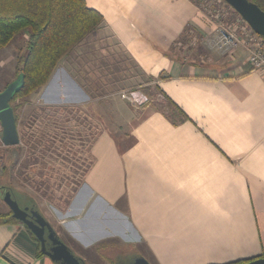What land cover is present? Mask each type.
<instances>
[{
	"label": "crops",
	"instance_id": "crops-1",
	"mask_svg": "<svg viewBox=\"0 0 264 264\" xmlns=\"http://www.w3.org/2000/svg\"><path fill=\"white\" fill-rule=\"evenodd\" d=\"M85 3L170 106L129 110L118 136L97 135L85 199L114 207L150 264L264 257V76L248 45L201 71L172 55L188 25L209 28L193 0ZM38 247L22 223L0 224V264H54Z\"/></svg>",
	"mask_w": 264,
	"mask_h": 264
},
{
	"label": "rangeland",
	"instance_id": "rangeland-1",
	"mask_svg": "<svg viewBox=\"0 0 264 264\" xmlns=\"http://www.w3.org/2000/svg\"><path fill=\"white\" fill-rule=\"evenodd\" d=\"M193 1L209 28H185L172 47L179 61L203 63L201 71L213 68L210 60L230 52L216 43L219 28L252 48L250 27L232 7L223 0ZM25 43L22 33L0 49V90L16 77V57L25 52ZM131 91L140 102L121 98ZM21 101L17 130L22 142L4 146L0 140V191L8 188L19 200L31 198L86 264H128L135 256L144 257L139 237L114 207L85 199L83 178L92 162L93 140L103 130L118 136L127 111H170L149 78L101 27L64 55L48 82ZM1 133L0 127V138ZM8 209L1 194L0 211Z\"/></svg>",
	"mask_w": 264,
	"mask_h": 264
},
{
	"label": "trees",
	"instance_id": "trees-1",
	"mask_svg": "<svg viewBox=\"0 0 264 264\" xmlns=\"http://www.w3.org/2000/svg\"><path fill=\"white\" fill-rule=\"evenodd\" d=\"M250 1L264 11V0ZM102 20L101 14L87 7L85 0H0V49L17 35H26L25 52L16 57L15 74L23 72L24 84L10 100L17 126V108L23 103L20 100L45 85L58 61L87 35L99 29ZM21 142L22 136H19V143ZM6 191L11 193L20 207L36 209L31 198L22 195V200H19L10 189L7 188ZM1 223L21 222L8 209L7 212L0 211ZM23 226L30 237L38 242V253H41L40 241L24 224ZM102 246L105 245L102 244L97 249ZM244 261L229 264H241Z\"/></svg>",
	"mask_w": 264,
	"mask_h": 264
},
{
	"label": "water",
	"instance_id": "water-1",
	"mask_svg": "<svg viewBox=\"0 0 264 264\" xmlns=\"http://www.w3.org/2000/svg\"><path fill=\"white\" fill-rule=\"evenodd\" d=\"M248 24L254 33L264 40V11L250 0H223ZM24 84V74L20 71L6 87L0 90V126L2 129L1 143L4 146H15L19 143V134L13 108L10 100ZM1 195V192H0ZM2 200L12 212V216L23 223L30 232L42 243L44 229L47 230V239L52 243L49 252H45L55 262L61 260L60 264H86L77 258L68 246L56 235L55 230L49 222L37 210H32L34 220L26 217L27 208L21 209L9 191H4ZM128 264H150L143 256H135ZM241 264H264V257L248 260Z\"/></svg>",
	"mask_w": 264,
	"mask_h": 264
},
{
	"label": "built area",
	"instance_id": "built-area-1",
	"mask_svg": "<svg viewBox=\"0 0 264 264\" xmlns=\"http://www.w3.org/2000/svg\"><path fill=\"white\" fill-rule=\"evenodd\" d=\"M217 32L216 43L220 49L223 51H231L237 47L239 41L232 33L222 28H219ZM249 32L250 35L252 34V48H250L245 61L252 70L260 71L264 76V40L261 36L254 33L251 28ZM121 98L128 100L130 103H137L140 100L139 95L135 91H131L128 94L123 93Z\"/></svg>",
	"mask_w": 264,
	"mask_h": 264
},
{
	"label": "flooded vegetation",
	"instance_id": "flooded-vegetation-1",
	"mask_svg": "<svg viewBox=\"0 0 264 264\" xmlns=\"http://www.w3.org/2000/svg\"><path fill=\"white\" fill-rule=\"evenodd\" d=\"M1 194H3V190L0 191ZM21 209H24V208H27L26 210V217L30 220H34L32 214H31V211L32 210H37L33 207H28V206H23V207H20ZM50 224V223H49ZM54 229V228H53ZM56 232V231H55ZM56 235L58 236L57 232H56ZM64 243L65 241L60 237L58 236ZM40 246L42 247L44 253L45 252H49L51 247H52V243L47 239V230L46 228L44 229V233H43V242H39ZM66 244V243H65ZM69 248V247H68ZM70 249V248H69ZM77 257V256H76ZM79 258L81 261H83L80 257H77ZM84 262V261H83ZM61 263V260H57L56 262H54V264H60Z\"/></svg>",
	"mask_w": 264,
	"mask_h": 264
}]
</instances>
